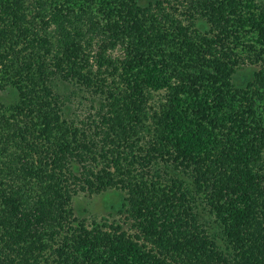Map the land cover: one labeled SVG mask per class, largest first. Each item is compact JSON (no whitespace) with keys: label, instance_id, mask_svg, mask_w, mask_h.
Returning <instances> with one entry per match:
<instances>
[{"label":"trees","instance_id":"16d2710c","mask_svg":"<svg viewBox=\"0 0 264 264\" xmlns=\"http://www.w3.org/2000/svg\"><path fill=\"white\" fill-rule=\"evenodd\" d=\"M8 89L0 264H264V1L0 0ZM78 190L121 191L129 228Z\"/></svg>","mask_w":264,"mask_h":264},{"label":"rangeland","instance_id":"374dc122","mask_svg":"<svg viewBox=\"0 0 264 264\" xmlns=\"http://www.w3.org/2000/svg\"><path fill=\"white\" fill-rule=\"evenodd\" d=\"M141 1L145 3L146 0ZM252 70V67H245L239 70L236 74V81L241 84L246 78L251 77ZM61 88L66 99V113L74 117V119L81 118L99 107V99L92 97L89 92L79 90L71 84L62 85ZM17 94L12 89L0 91V103H14L17 100ZM92 105H94V109L91 108ZM75 170V173L79 172L77 168ZM181 176L189 181L185 174L182 173ZM123 199L124 194L118 190H106L100 194H91L87 191L78 190L72 198V208L78 220H85L91 224L93 222L100 223L103 221L102 218H104L108 220L107 222L120 224L124 229H127L129 224L125 221L122 213ZM196 203L203 219L211 223L206 212L202 210L200 201L197 200Z\"/></svg>","mask_w":264,"mask_h":264}]
</instances>
